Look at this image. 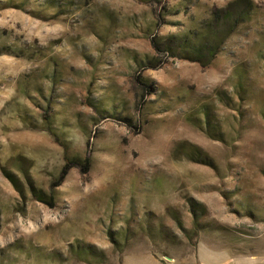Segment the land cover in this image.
Segmentation results:
<instances>
[{
  "label": "rangeland",
  "instance_id": "374dc122",
  "mask_svg": "<svg viewBox=\"0 0 264 264\" xmlns=\"http://www.w3.org/2000/svg\"><path fill=\"white\" fill-rule=\"evenodd\" d=\"M231 1L0 0L1 264L264 254V0L208 68L151 46Z\"/></svg>",
  "mask_w": 264,
  "mask_h": 264
},
{
  "label": "trees",
  "instance_id": "16d2710c",
  "mask_svg": "<svg viewBox=\"0 0 264 264\" xmlns=\"http://www.w3.org/2000/svg\"><path fill=\"white\" fill-rule=\"evenodd\" d=\"M256 11L257 9L251 0H234L223 8H213L207 19L203 20L200 25L189 26L187 30L181 32L179 35L152 38L151 46L159 55L167 54L172 58L189 61L200 65L202 68H208L214 64L218 56L223 52L227 41L244 26L245 23L254 18ZM178 14L179 12L176 13V15ZM2 52L4 53L0 54H6L7 51L3 50ZM147 61L148 66H154L153 61H149L148 59ZM136 80L142 92L140 100H142L144 94L150 97L154 95L155 88L147 83V80H144L142 77H137ZM243 89L244 77L241 75L238 85L239 98ZM141 110H145L146 114H149L150 107H144ZM202 114L208 124V113L206 108L202 110ZM45 117V121L47 122L46 130H48L51 135L57 137V134L53 133L51 128L48 127L50 126L49 116L45 115ZM59 142L63 144V140ZM186 154L188 158L196 157V152L193 150H187ZM82 162L85 172H88L90 170V160L86 159ZM59 186L60 183L53 186L49 193L46 194L44 191L37 190L33 185H30V194L35 201L48 208H54L56 204L55 189ZM195 229L203 231L201 225L197 222ZM160 234L163 233L161 232ZM194 236H197V233Z\"/></svg>",
  "mask_w": 264,
  "mask_h": 264
},
{
  "label": "crops",
  "instance_id": "0c3cea01",
  "mask_svg": "<svg viewBox=\"0 0 264 264\" xmlns=\"http://www.w3.org/2000/svg\"><path fill=\"white\" fill-rule=\"evenodd\" d=\"M260 256H262L260 262ZM152 259L163 262L160 259ZM169 263L178 264H264V254L259 251L251 254L235 253L227 250H218L210 247L205 242H199L196 252L190 259H170Z\"/></svg>",
  "mask_w": 264,
  "mask_h": 264
}]
</instances>
